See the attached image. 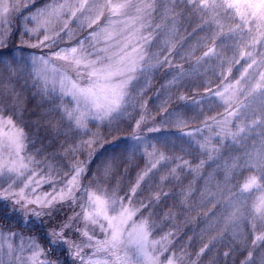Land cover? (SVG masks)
Masks as SVG:
<instances>
[{
	"label": "snow or ice",
	"instance_id": "1",
	"mask_svg": "<svg viewBox=\"0 0 264 264\" xmlns=\"http://www.w3.org/2000/svg\"><path fill=\"white\" fill-rule=\"evenodd\" d=\"M13 21L0 219L29 234L0 231V264H264V0H0V49Z\"/></svg>",
	"mask_w": 264,
	"mask_h": 264
},
{
	"label": "rangeland",
	"instance_id": "2",
	"mask_svg": "<svg viewBox=\"0 0 264 264\" xmlns=\"http://www.w3.org/2000/svg\"><path fill=\"white\" fill-rule=\"evenodd\" d=\"M44 2H45V0H36V4H37L38 7L41 6ZM193 26H194V24H189L188 25L189 32L192 30ZM16 28H17V23H16V21H13V31L15 32V35H13L10 38L9 43L7 45V48L6 49H2V50H7V49L11 50V54L14 52L15 48L20 45V35H19V32L15 31ZM181 32H183V29H181ZM25 39H28V37H25ZM63 43L64 42L61 41V44H63ZM53 50H54V48H53ZM48 51H49V49H47V48H45V49L26 48L24 53H23V55L25 57H29L30 54H32V53H35V54L39 55L41 53H45L46 54ZM29 71H30V68H25L24 69L25 76H27ZM237 74H238V72H237ZM21 82H22V80H21ZM164 83H165L164 70L162 69V70H160L159 72H157L155 74V76H154V78L152 80L151 89H150V91L147 92V94L144 97V99L148 101L147 108L152 112V114L154 116L156 115V112H157L156 105H158L159 102H160L159 99L156 98L157 97V90L160 89L161 85L164 84ZM198 91L202 92L203 89L200 88V89H198ZM169 107L171 108V105H169ZM215 110L216 111H222V109H215ZM209 114H211V113H209ZM132 115H135V113H132ZM128 123H134V121H129L127 119V117H125L124 118V123L121 124V127H123L125 129V132L121 133L119 135L126 136L127 133L131 131V129L127 127ZM193 126H195V125H193ZM93 128H94V126H93ZM102 131H107V129H102ZM127 143L129 144V146L131 145V141H127ZM121 146H123V142H122ZM133 162L134 163H138L141 167H143V165H144V160L140 159V154L139 153H137L136 157L133 158ZM136 170L137 169H135V168H133L131 170V174H132L133 177L135 175V171ZM244 175H247V173H244ZM240 179L242 181V177H240ZM44 190L45 191L48 190L47 185L44 186ZM258 194L259 193H253V195H258ZM142 195L144 197H146L147 193L144 192V193H142ZM10 214H13V213L10 212ZM13 215L16 216L15 214H13ZM190 216L192 217V219H190L189 221H177L176 222L179 225V227L182 230V232L186 233V235H183L181 237V240L177 244V247L184 246L187 243L188 237H192L191 248L189 250L194 253L208 239L207 235L204 236L203 240L200 239L201 229H204V228L207 227L208 221H205L202 218L196 217V213H192V214H190ZM0 231L21 232L20 230H17V229H3L2 227H0ZM24 235H26V234H24ZM225 250L226 249L224 247L218 245L212 251L207 252V254L203 257L202 264H208L209 260H211L214 256H217L218 253H221V252H223ZM239 259H243V257L241 256V257H239Z\"/></svg>",
	"mask_w": 264,
	"mask_h": 264
},
{
	"label": "trees",
	"instance_id": "3",
	"mask_svg": "<svg viewBox=\"0 0 264 264\" xmlns=\"http://www.w3.org/2000/svg\"><path fill=\"white\" fill-rule=\"evenodd\" d=\"M0 54H3L5 56L10 55L11 50L0 49ZM0 227H2L3 229H17V230H20L23 234H26V235L29 234L28 229L20 227V222H18L17 216L10 214V212L8 213V216L6 219H0Z\"/></svg>",
	"mask_w": 264,
	"mask_h": 264
}]
</instances>
